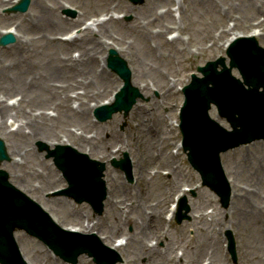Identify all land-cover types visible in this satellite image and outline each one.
<instances>
[{"label": "bare ground", "instance_id": "bare-ground-1", "mask_svg": "<svg viewBox=\"0 0 264 264\" xmlns=\"http://www.w3.org/2000/svg\"><path fill=\"white\" fill-rule=\"evenodd\" d=\"M65 1L72 4L78 3L82 8L93 11L92 13L97 11L96 9L92 10L84 0ZM108 1L111 5L110 10L116 9L117 6L124 8L119 0ZM219 1L182 0V7L178 9V14L181 16L179 23L182 26L181 31L185 30L183 26L186 24L184 18L189 13V10L184 6L185 2L190 4L191 10L211 18V26L217 25L216 31L219 38L229 35L227 29H224V27L220 29L219 27L224 23L225 16L232 19L233 29H241L249 24L248 18L250 16L264 13V0ZM63 2L60 1L58 4L62 5ZM15 3H17V0H0V9ZM171 5L172 0H147L144 9H131L133 12L132 21L128 26H121L118 19L110 17L104 22L96 23L94 28L85 27L82 30L83 32L77 35L78 38L75 37L67 41L56 39L59 29L71 24L69 21H64L58 17L56 11L60 8L56 6L55 10L47 9L41 7L39 0H31L26 15V17L31 16L30 23H25L22 16L17 14L13 16L15 18V32L18 35L16 36L13 33L14 43L0 51V85H6L2 88L4 91L0 92V139L3 141L9 140L10 145L8 148L11 155L17 157L9 166L17 171V174H13V177L10 176L9 183H18L19 188L14 184L12 185L24 194H26L25 189L34 191L37 194L40 192L39 187L33 189L29 184L32 178L39 180L42 188L46 185H53L52 181H54V185L56 184V173L53 170V179L42 174L24 172L27 160L31 155H34L32 144L35 141L45 142L49 149H52L55 145H69L68 142H73L77 145L75 147L77 151L85 152L88 150L89 157L98 155L102 158H109L111 156L108 153L107 146L111 141L120 138L112 127L119 122L117 116L111 122V127L96 124L95 127L103 134L100 133V137H96L94 141L86 140L85 137L77 136L69 131L63 135L68 142L57 139L60 138L58 130L63 129L66 124L70 122H88L87 117L92 108L86 109L87 98H98L108 90L107 86L111 82L106 73L105 58L101 59V62H103L101 67L99 62V57L112 49L108 46L111 44L104 41L107 38L116 47L118 56L129 63V69L132 73V86L138 88L141 94L143 93V98H149L150 105L155 109L149 112L145 106L137 102L125 121L124 134L126 135L129 153L132 155V164H135V169H133L137 172V181L140 183L138 190L132 192L131 189L123 187L118 183L117 177L109 179L108 176L107 178L108 170H106L104 180L107 197L104 205L108 210L103 211L102 218L93 221L88 218L89 216L83 211L84 209L72 208L66 216V221L71 222L67 225H64L58 217L51 215L53 214L51 208L47 209L36 199L34 201L49 214L50 219L59 227L65 229L71 227L67 230L82 234L96 230L98 234L104 236L102 237L104 243H114V239L118 238L116 236L122 232L125 233L126 225L132 223L134 230L131 235H128V241L124 244H118L115 248L117 251L124 250L127 254V259L123 264H139L138 261L143 258L146 264H201L203 262L207 264H227L221 256V250L218 246L219 240L215 235L216 224H221L223 221L220 215L225 213L228 217V220L222 226L231 230L234 229L235 225H238V229L241 228L243 231L248 229V237L245 236L244 239L247 246L241 245V250L244 248L247 250L249 248L251 250L261 248L264 242V197L262 196L264 195L262 182L264 155L260 152L264 150L263 147L260 145L252 147L254 151L259 153L258 157L245 159L242 158V155H239L241 158L239 163H245V166L240 167L235 164V167L224 168L230 173L234 171L235 175L239 172V176L245 178L252 186L246 189L239 186L237 189L234 187L231 190L228 210L218 213L220 221L214 218L206 220L203 214H198L190 225L182 226L181 228L186 230L188 227L194 230V236L190 239L172 241L165 235V232H163V209L167 204L166 199L161 195L155 197L156 199L152 202L148 196V183L146 182H149L152 178L159 179L160 177L158 171L151 173L152 170L168 168L171 171L170 184L165 182L168 193L180 192L181 181L185 179L182 174L177 172L174 163L176 159L169 153L161 154L160 152L157 155L151 153L154 143H160V140L162 145L168 143V139L163 133L166 121L160 117V114L157 115V110L160 109L158 108L160 102H164L165 99L176 96V94L172 89H169L160 94L158 101H156L150 93L164 80V75L160 71L164 60L170 54L175 56V54L183 51L177 49L174 51L176 46L182 44L178 36L167 40L163 35V30L167 28L164 22H174V17L169 10ZM158 8L164 9V13L158 14ZM233 10L236 12L237 18L231 16ZM79 11L80 13L73 21V26L80 25L85 20L84 17L87 13L82 12L80 9ZM154 28L158 29L155 34L152 32ZM208 34L209 31L204 30L202 36ZM231 35L234 36L232 38H237L242 34L235 33ZM255 35V33L250 34L258 41L259 39L264 41V36ZM164 46L171 48L167 49L169 52L167 57L161 52V48ZM73 51L78 53L77 60L70 57ZM157 53L161 60H155ZM5 55L9 57H5ZM34 58H36V61H34ZM76 89H80L82 94L74 97V100L78 101V106L74 110L70 105L71 99L68 94ZM11 92L12 94L16 92V94L11 96L9 95ZM14 97L19 99H15V101L8 104V100L10 101ZM110 102L111 100L107 103ZM29 106L32 109H29ZM33 107L37 110L40 109L36 116ZM48 111H52L54 114L47 115L46 112ZM52 138L54 143L50 144L49 141ZM136 148L138 149L136 157H141L140 162H135L134 153ZM123 151L125 152V149ZM248 153L252 154L253 152L249 150ZM234 182L233 180L231 184L233 185ZM117 194L124 196V198L132 194L134 204L121 209L118 202L115 201ZM200 199L201 196L198 194L196 200L199 201ZM51 203L54 202L51 201ZM62 203V201L59 202V204ZM198 207L197 203L192 202V210ZM138 219L142 221L140 225L137 223ZM197 236L201 237L202 240H196ZM120 237L124 236L121 235ZM148 237H151L152 240L163 238L166 240L164 255L158 253L157 249L152 246H148L147 242H150ZM15 242L21 248L20 242L23 244V237L15 233ZM175 249H180L183 257L185 253L184 260L179 259L178 261L175 253H173ZM30 255L36 260L29 261L26 258L27 264H52L49 255L37 251L35 248L30 251ZM251 255L253 256V253ZM252 256L248 255L250 258ZM255 258L257 259V257ZM185 260L188 261L184 263ZM258 260L262 262L261 259L258 258ZM262 263L264 264V262ZM78 264H89V262L80 258Z\"/></svg>", "mask_w": 264, "mask_h": 264}, {"label": "rangeland", "instance_id": "rangeland-1", "mask_svg": "<svg viewBox=\"0 0 264 264\" xmlns=\"http://www.w3.org/2000/svg\"><path fill=\"white\" fill-rule=\"evenodd\" d=\"M41 3V7H45L47 9L51 8L53 10H55L56 7L60 8L56 11V14L58 15L59 18H62L64 21L67 20L69 21L71 24L65 27H62V29H59L58 33L56 34V38H58L59 40L63 39V37L65 36V34L67 35L70 31L75 30L76 26H73V21L76 18V15L78 14L79 9L82 12H86V16L84 17V19H90V17H92V15L94 13L99 14L101 12H104L103 10H105L107 8L108 5H110V2L108 0H84L85 2H87V4L90 5V7L92 8V10L96 9L97 11H94V13H92L91 11H88V9H84L82 8L78 3H68L65 0H39ZM60 1H64L63 5L58 4V2ZM147 0H144V2L141 5H133L132 3H130L128 0H119V2L122 4V6L124 8H122L121 6H117V11H120L119 14L124 15V17L121 19V26H128L131 21H132V14L133 12L131 11V9H137V8H142L144 9V5L146 4ZM219 1V0H218ZM220 2V1H219ZM67 3V4H66ZM125 3V4H123ZM70 4V5H69ZM65 5V6H64ZM56 6V7H55ZM73 6V7H72ZM184 6L189 10V13L186 14L185 16V25L184 28L185 30L181 31V33L183 34V38H190L188 43H185V41H182L181 38V42L182 44L176 46V48L174 49V51L177 50H183L182 52H179L177 54H175V56H173V54H170V56H168L169 52L167 51V49H171L167 46H164L163 48H161V52H163V54H165V57H170V58H166L163 62V66L162 69L164 70V72L167 74V78L169 80H167L165 73H164V80L159 83L158 86V90H165L167 83L170 81L171 78L178 80V84L177 86H184V84H186V82L189 79V75L190 73H195V69L197 66H202L204 65L207 61H211L214 60L217 56L219 55H223L224 53V49L222 50L221 45L223 44V42L225 41L226 38H224L223 40H221L218 45L216 46H211L209 47V44H211V36L214 30H216L217 25L216 26H211V18L205 14H200L197 11L191 10V6L189 3L185 2ZM183 6V7H184ZM78 7V9H77ZM104 7V8H103ZM182 7V4H181ZM66 8H70L72 10L75 11V17H71V16H67L64 15L63 12L66 11ZM222 8V7H221ZM223 11V9H222ZM235 11H232V15H235ZM28 14V10L26 13L24 14H18L20 16H22V18L25 19V23L27 22H31V16H27ZM95 14V15H96ZM94 15V16H95ZM13 14H6L4 13V10H0V30L6 27L11 26L12 24H14L15 22V18H13ZM264 17V13H259L253 16H250L248 18L249 21L253 22L255 21L258 17ZM227 20H229L228 17H226V19L223 20V22L225 23ZM88 21V20H87ZM224 23L222 24V26L224 25ZM173 27H177V23L176 26ZM221 27V26H220ZM247 29V28H246ZM244 30L241 29V32L243 31L244 33L249 32L248 30ZM156 29H152V32L155 31ZM204 30L209 31V34L207 36H202V33ZM172 31V30H171ZM168 32V33H171ZM173 32V31H172ZM252 30H250L249 33H251ZM165 34V33H164ZM214 36V34H213ZM107 39V38H105ZM109 40V39H108ZM261 45H263L264 47V42H260ZM209 47V48H208ZM213 47V48H212ZM4 48L0 47V51L4 50ZM194 51L195 53L191 52ZM167 53V54H166ZM176 53V52H175ZM158 54V53H157ZM1 55V53H0ZM3 56V55H2ZM105 56H107V52L105 53ZM4 57V56H3ZM5 57H9L7 55H5ZM101 57V56H100ZM158 57V55H157ZM101 60V59H100ZM161 60V59H160ZM34 61H36V58H34ZM107 75L110 78V82L108 87L107 92H105L102 96L98 97V98H87V105L94 103V101L100 102V101H105L106 99H108L110 97L109 92L116 90L120 85L121 82L118 80V78L109 73L107 71ZM233 75L238 77V72L236 70H233ZM166 79V80H165ZM5 84H1L0 85V92L4 91L2 88L5 87ZM176 86V87H177ZM18 91V90H15ZM14 94H16V92H12L9 93V95L13 96ZM151 94V93H150ZM159 93L158 91L154 90L152 93V97L154 99H158ZM182 99L181 95L178 94L177 97H170L165 101V104L160 107V115L161 117L165 116L168 112L172 115V117L174 116V107H176V105L180 102V100ZM149 98H143V94H141V99H139L137 102L144 104L145 107L146 105L148 106L149 109H152V106L149 103ZM73 101V100H72ZM89 103V104H88ZM22 106H24V104H22ZM36 107V106H35ZM87 108V107H86ZM29 109H32L31 106H29ZM167 109H169V111H167ZM34 114L36 116V114H38L39 110H37V108H34ZM154 110V109H153ZM173 110V111H170ZM49 113V112H48ZM214 113H215V117H216V111L213 110L212 111V116L214 117ZM89 117H87L88 122H82V123H73L70 122L68 124H66L64 126L63 129L58 130V132H60V137L61 138H57L60 139V141H65L66 138L63 136L65 133H67V131L71 132H76L77 133H81V135L83 137H94L92 140L96 139V137H100V133L101 135L103 134L102 132H100L98 130V128H96V124H94L92 117H90V115H88ZM115 117V116H114ZM117 117L119 118V122L116 125H113V129L115 130V132L120 136V138H117L116 140L111 141L107 148H108V153L111 154L114 157H122L123 152H117L118 151V147L117 144H119V142L123 141L125 137L121 136L124 134L125 129H126V117H123V115L121 114H117ZM114 119V118H113ZM113 119L109 122H106L105 124H99L101 126H107L109 125L111 127L112 125V121ZM216 120L219 122L218 118L216 117ZM174 121V120H173ZM222 125H224L223 127L228 128V125L226 122L224 121H220ZM110 123V124H109ZM163 133L164 135L167 137L168 139V143H164L163 145L161 144V140L160 143L156 142L153 144L152 148H151V153L154 155H157L161 152V154L163 153H170L171 150H173V145L174 143L179 142L180 140V135L178 130L176 129H172L171 131L166 128L164 126L163 129ZM54 139H50L49 143H53ZM73 143V142H71ZM38 144H41L43 146H48L45 142L43 141H35L32 144V148H33V154L31 155L30 158L27 160V165L24 168V172H31L33 174H37V175H44V176H49L50 178L53 179V173L52 170L56 173V179L55 182L56 184L54 185V181H52L53 185H46L45 187H41V182L35 178H32L29 181V184H31V186L33 187V189H37L38 187L39 189V193L37 194L34 191H31L29 189H25V193L27 195H29L30 197H32L33 199L38 200L39 202L42 203L43 206H45L47 209L51 208L52 213L51 215H54V217H58L64 225H67L71 222H67L66 221V216L69 214V212L72 210V208H79V209H84L83 211L89 216L88 218L95 221L99 218H102L101 216H97L95 214H93V212L91 211V209L89 208L88 205L86 204H80V205H76L72 200H68L65 197H54V195L50 194V192H53L54 190H61L64 189L66 187L65 182L63 181V179L61 178L59 172L53 167L52 163L50 160H46L45 156H46V152L40 153L39 152V148H38ZM9 145L10 142L9 140H5V146H6V151L9 157V161L4 162L2 168L0 167L1 170L7 172V174L9 175V179L11 180L10 176L13 177V174H17L16 170L11 169L9 166L10 164L13 162V160L17 159V157L11 155V152L9 150ZM73 145H75V143H73ZM256 145H260L261 147L264 148V142H255L253 144L247 145V146H241L239 148H236L234 150H230L228 152H226L225 154L221 155V161L223 162V166L224 168H231V167H235V164L239 165L240 167L245 166V163H239L240 161V157L239 155H242V158H255L259 156V153L254 151L252 149L253 146ZM8 146V147H7ZM76 146V145H75ZM52 150V149H51ZM252 151L253 153L250 154L248 153V151ZM136 152L135 154V162L137 161H141V157L137 156L136 154L138 152V149L136 148L135 150ZM87 152V151H86ZM113 152L115 154H113ZM263 155H264V150L260 151ZM118 153V154H117ZM129 158V161L131 163L132 166V157L128 154V152H125ZM166 153V154H167ZM38 156V157H37ZM111 156V158H112ZM92 160H98L101 162H106L107 166L109 168L108 174H107V178L109 176V179H115L116 177L118 178V183H120L123 187L127 188V189H131V191L133 192V190L137 191L138 190V185L140 184L139 181H137L138 176L136 171L135 173L132 175V182L129 183L127 182V180L125 179L124 175L115 170L114 168H112L111 166H109V162L111 160V158H102L98 155H94L91 156ZM176 161H174L176 167H177V172L179 174H182L185 179L184 181H181V186H182V190L183 188H189L191 189V192L186 193L184 196V199L186 201V206L189 208V220L182 222L180 225H177L174 221V219L171 222H165L164 226H163V232H165V235L168 236L172 241H176L177 239H190V237L194 236V230L191 227H188L187 230L185 228H181L184 225H190L192 223V221L195 220V218L193 217V214H204L206 216V220H209L211 218L217 219L218 221H220V217L222 218V223L221 224H216L215 226V235L218 238V246L219 249L221 250V256L226 260L227 264H263L262 262H264V242L261 246V248H257V249H253L251 250L249 248V250H247L246 248H244L243 250L240 249V246H247V244L244 242L245 236L248 237L247 233H249L248 229L246 231H243L241 228L238 229V225L234 226V229H228L224 226H222V224L228 220L227 214H222L220 215V217L218 216L219 212H226L228 210V208L224 209L221 207L217 197H215L212 192H210L208 189L206 188H202V187H197L200 185V180L199 177L194 173V171L189 167L185 156L182 154V151L179 152V156L178 158H175ZM233 159V160H232ZM234 159H237L236 161ZM253 162V161H251ZM133 168V167H132ZM161 170V169H159ZM163 171V172H162ZM162 174L161 177H159V179L157 178H153L152 180H150L149 182L147 181L146 183H148V196L150 197L149 200L153 202V200H155V197L161 196L164 197L166 199L167 204L165 205V208L167 210L168 206H169V201H170V197H171V203L174 200V197L176 196V192H172V193H168V190H166V183L170 184L169 179L171 178L172 174L171 171L169 169H165L162 170ZM227 177H229L228 179H231L232 181L234 180V184H230L232 190L235 187L236 189L241 186L242 188H251L252 184L249 183L245 178L240 177V173L238 172L237 175H235V172L232 171V173H230V171H228L227 169H225ZM154 172V171H153ZM152 172V173H153ZM112 173V174H111ZM164 173H166L164 175ZM164 175V176H163ZM262 182L264 185V175L262 176ZM231 183V182H230ZM16 187H18V183H13ZM197 187V188H196ZM19 188V187H18ZM194 188H196L197 190H194ZM32 189V188H30ZM253 189V188H252ZM109 191L111 193V187L109 185ZM193 191V192H192ZM193 193V194H192ZM201 196V199L199 201L196 200L197 195ZM264 197V195H262ZM117 200H122L120 203H118L121 207H125L124 202H129V201H133V195L129 194L127 195V197L124 198V196L122 195H118L117 194ZM128 198V200L125 201V199ZM51 201H53L54 203H51ZM62 201V204H59V202ZM49 202L48 204L45 203ZM192 202L197 203V206H199L197 209H191L192 207ZM129 204V203H127ZM165 208L163 209V212L165 214L166 210ZM191 209V210H190ZM165 210V211H164ZM211 212V214H210ZM67 213V214H66ZM135 218L136 215H134ZM164 220V219H163ZM138 225H140L142 223V221L140 219H138L137 221ZM134 230V226L132 225V223H129L126 225L125 227V233H120L118 234V237L123 235L125 240L128 241V235H131L133 233ZM18 235L23 237V244L20 242L21 245V250L23 251V253L25 254V256L31 260V261H35L36 259L33 258L32 255H30V251L33 250L34 248L37 251H41L43 253V251L47 254H50V256H52L54 259L55 258L51 252H49L47 250V248H45L40 242H38L37 240L27 236L25 233L23 232H17ZM92 234V233H90ZM95 234V233H93ZM227 234H230V236L233 238L234 241V248H235V255H236V262L234 263L231 260V256L229 255V253L227 252ZM98 235H101L100 233ZM123 238H121L119 242L122 241ZM201 239V237L197 236L196 240ZM124 240V241H125ZM148 240L150 242H147L148 245H153V248L157 249L158 253H161L162 255H164V248L166 247V240L163 238L161 240H152L151 237H148ZM202 240V239H201ZM110 246V244H107ZM180 249L175 250L173 253L175 254H181L180 252H178ZM184 251V250H183ZM120 256H121V260H123V262L121 264L124 263V261L127 259V254L124 250L121 251H117ZM251 253H253V256L251 255ZM250 254V256H252V258L248 257V255ZM184 257H185V253H184ZM184 257L182 258L184 260ZM257 257V259L255 258ZM52 258V264H67L64 263L63 261H60L59 259H57V261L59 263H55L54 259ZM83 258L85 260H87V258L82 255L80 256L78 259ZM261 259V261L258 260ZM89 262V264H93L91 263L90 259L87 260ZM188 260H185L184 263H186ZM54 262V263H53ZM200 262V261H199ZM139 264H146L145 259L143 258L142 260L138 261ZM206 263V262H203Z\"/></svg>", "mask_w": 264, "mask_h": 264}, {"label": "water", "instance_id": "water-1", "mask_svg": "<svg viewBox=\"0 0 264 264\" xmlns=\"http://www.w3.org/2000/svg\"><path fill=\"white\" fill-rule=\"evenodd\" d=\"M27 3L28 0H23L16 10L24 12ZM227 54L230 69L224 67L222 60L218 62L222 67L221 72H217V64H209L201 71L204 78H194L184 90L186 103L180 126L183 149L187 152L189 163L201 175L203 185L220 196L224 207L228 204L229 195L226 186L223 187L219 154L239 145L264 140V50L259 49L253 40H240L231 46ZM109 62L128 84L129 74L125 65L117 59ZM231 68L239 70L243 84L230 76ZM244 85L248 89H244ZM260 89L262 92H259ZM136 98V93L127 87L100 120L110 118L111 113L121 110L127 113ZM211 104L216 106L220 117L229 123L232 132H225L208 118ZM52 156L55 165L67 179L69 189L65 193L69 198L77 203L94 205L101 202L104 197L101 181L103 167L97 168L96 164L64 149H57ZM5 159V151L0 143V162ZM18 230L43 241L67 262H74L85 253L94 257L97 264H103L95 253L72 246L76 239L58 233L38 206L11 187L6 175L0 172L1 264H21L13 239V233ZM230 246L234 254L232 244Z\"/></svg>", "mask_w": 264, "mask_h": 264}]
</instances>
